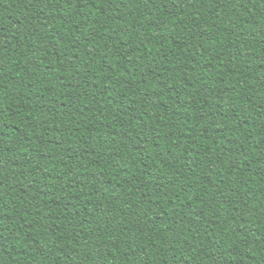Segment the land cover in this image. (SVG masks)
<instances>
[{"label": "trees", "instance_id": "trees-1", "mask_svg": "<svg viewBox=\"0 0 264 264\" xmlns=\"http://www.w3.org/2000/svg\"><path fill=\"white\" fill-rule=\"evenodd\" d=\"M0 264H264V0H0Z\"/></svg>", "mask_w": 264, "mask_h": 264}]
</instances>
